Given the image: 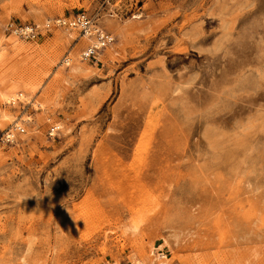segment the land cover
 Returning <instances> with one entry per match:
<instances>
[{
    "label": "rangeland",
    "instance_id": "rangeland-1",
    "mask_svg": "<svg viewBox=\"0 0 264 264\" xmlns=\"http://www.w3.org/2000/svg\"><path fill=\"white\" fill-rule=\"evenodd\" d=\"M82 12L112 38L85 62L78 29L44 28ZM152 246L264 264V0H0V264Z\"/></svg>",
    "mask_w": 264,
    "mask_h": 264
},
{
    "label": "built area",
    "instance_id": "built-area-1",
    "mask_svg": "<svg viewBox=\"0 0 264 264\" xmlns=\"http://www.w3.org/2000/svg\"><path fill=\"white\" fill-rule=\"evenodd\" d=\"M58 27H65L69 29H78L80 33L85 34L86 31L89 32V35L94 37L97 40L101 41V46L112 42V38L104 33L101 28L97 27L93 21V18L88 16L85 13H77L69 18H59L55 22ZM46 29L49 28V25L46 24ZM12 33L23 38L33 40L38 36V30L36 27L31 25H25L12 30ZM97 49L95 47H89L88 50L82 51L80 54L81 61H90L94 58ZM24 129L22 127H14L12 130H9L5 133L4 140L5 142H13L15 136L18 134H23Z\"/></svg>",
    "mask_w": 264,
    "mask_h": 264
},
{
    "label": "bare ground",
    "instance_id": "bare-ground-1",
    "mask_svg": "<svg viewBox=\"0 0 264 264\" xmlns=\"http://www.w3.org/2000/svg\"><path fill=\"white\" fill-rule=\"evenodd\" d=\"M134 17H138V16H134ZM57 19H59V18H57ZM57 19H54L51 23H47L48 25H49V28L51 27V26H54V27H58L56 24H55V22L57 21ZM46 26V25H45ZM45 26H44V28H45ZM69 29V28H68ZM84 36V38L85 39H87L89 42H91V47H95L97 50H99L100 49V46H101V41L100 40H97V39H95L94 37H92V36H90L89 35V32L88 31H86V33L83 35ZM89 49V47L86 49V50H88ZM216 59V58H215ZM63 63H65V66H69V63H70V59L67 57V58H64L63 59V61H62ZM214 65V64H213ZM72 70H75L74 68H72ZM208 84V83H207ZM17 127V126H16ZM19 127V126H18ZM139 223H140V221L139 220H132L131 221V223L129 224V226H128V230H130V231H132V232H135L136 230H137V228H138V226H139ZM258 229V228H257ZM167 244L166 243H163L162 242V249H163V251H164V249H166L167 250ZM149 248H151L150 250H149V252L148 253H144V255H143V257H142V261H143V263L144 264H165L166 263V261H165V258H166V255L163 253V252H161V253H156L155 251H154V246H152V247H149ZM144 250V249H143ZM142 256V255H141Z\"/></svg>",
    "mask_w": 264,
    "mask_h": 264
}]
</instances>
